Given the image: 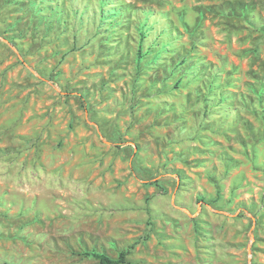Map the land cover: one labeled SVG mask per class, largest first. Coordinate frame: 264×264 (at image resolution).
I'll list each match as a JSON object with an SVG mask.
<instances>
[{"label": "rangeland", "instance_id": "374dc122", "mask_svg": "<svg viewBox=\"0 0 264 264\" xmlns=\"http://www.w3.org/2000/svg\"><path fill=\"white\" fill-rule=\"evenodd\" d=\"M92 251L264 264V0H0V264Z\"/></svg>", "mask_w": 264, "mask_h": 264}, {"label": "trees", "instance_id": "16d2710c", "mask_svg": "<svg viewBox=\"0 0 264 264\" xmlns=\"http://www.w3.org/2000/svg\"><path fill=\"white\" fill-rule=\"evenodd\" d=\"M111 11L117 12L115 9H112ZM142 13L145 15V18L148 17L147 11H142ZM112 15L116 16L117 13H114ZM84 255L98 260L99 264H129L128 260L126 258L127 252H121L116 259L111 258V257H109L103 253H98V252H94V251H92L90 253L85 252Z\"/></svg>", "mask_w": 264, "mask_h": 264}]
</instances>
